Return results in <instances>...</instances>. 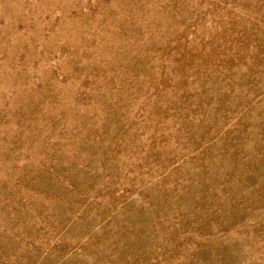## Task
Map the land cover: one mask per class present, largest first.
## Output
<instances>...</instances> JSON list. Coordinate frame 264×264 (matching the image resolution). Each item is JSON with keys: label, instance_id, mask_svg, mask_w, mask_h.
Returning <instances> with one entry per match:
<instances>
[{"label": "rangeland", "instance_id": "1", "mask_svg": "<svg viewBox=\"0 0 264 264\" xmlns=\"http://www.w3.org/2000/svg\"><path fill=\"white\" fill-rule=\"evenodd\" d=\"M0 264H264V0H0Z\"/></svg>", "mask_w": 264, "mask_h": 264}]
</instances>
